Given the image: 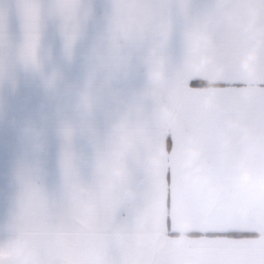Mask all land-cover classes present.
Instances as JSON below:
<instances>
[{"label": "crops", "instance_id": "obj_1", "mask_svg": "<svg viewBox=\"0 0 264 264\" xmlns=\"http://www.w3.org/2000/svg\"><path fill=\"white\" fill-rule=\"evenodd\" d=\"M60 35L63 142L22 117ZM22 162L66 163L61 222L22 221ZM0 234L10 264H264V0H0Z\"/></svg>", "mask_w": 264, "mask_h": 264}, {"label": "rangeland", "instance_id": "obj_2", "mask_svg": "<svg viewBox=\"0 0 264 264\" xmlns=\"http://www.w3.org/2000/svg\"><path fill=\"white\" fill-rule=\"evenodd\" d=\"M66 36H59V51L44 52L42 56H34L32 58L22 57L24 66L30 73L37 78H41L42 84L39 82L22 84V117L26 114H36L42 121H48L49 127H55L56 120L59 123L58 132L60 142L65 141L66 123ZM35 63V64H34ZM58 63V65H56ZM33 68V69H31ZM24 71L22 70V74ZM50 80L53 84L50 86ZM50 87V89H49ZM49 90V91H48ZM49 93H52L51 96ZM45 95H50L54 99V107L46 105L49 103ZM50 110H47V109ZM51 112L50 115L46 112ZM23 121V119H22ZM53 123V124H52ZM50 129V128H49ZM47 139L52 140L55 137L54 132H47ZM28 148H22V150ZM26 151L22 152L24 154ZM61 154V153H60ZM28 156L22 155V159ZM61 158V157H59ZM46 166L43 174L46 181L36 188L22 187V221L34 222L40 219L47 221H59L65 216L67 203V167L65 162L53 163H35L22 162V182L27 176L37 170L38 167ZM0 264H10L8 247L5 242V236L0 234Z\"/></svg>", "mask_w": 264, "mask_h": 264}]
</instances>
